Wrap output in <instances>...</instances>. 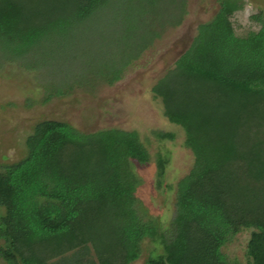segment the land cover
<instances>
[{
  "label": "trees",
  "instance_id": "trees-1",
  "mask_svg": "<svg viewBox=\"0 0 264 264\" xmlns=\"http://www.w3.org/2000/svg\"><path fill=\"white\" fill-rule=\"evenodd\" d=\"M185 3L0 0V65L51 83L47 100L92 80L113 84L166 28L182 23ZM234 7L223 0L152 88L193 155L175 185L168 227L158 233L132 208L131 163L148 160L136 132L85 134L43 120L25 138L26 156L0 166V260L49 264L90 241L97 264H130L144 240L159 238L160 254L144 264H242L221 249L245 229V264H264V21L253 38H237L225 17ZM76 41L73 76H55Z\"/></svg>",
  "mask_w": 264,
  "mask_h": 264
},
{
  "label": "rangeland",
  "instance_id": "rangeland-1",
  "mask_svg": "<svg viewBox=\"0 0 264 264\" xmlns=\"http://www.w3.org/2000/svg\"><path fill=\"white\" fill-rule=\"evenodd\" d=\"M222 1L186 0L182 23L166 28L113 84L92 80L86 86L76 85L62 96L47 100L53 92L51 83L40 82L34 72L16 64L0 65V166L26 156L25 138L39 121L64 122L85 134L112 128L134 131L147 151L148 160L144 164L131 163L137 178L131 205L142 221L155 226L158 233L166 229L175 215V185L190 170L193 155L185 147L183 130L164 116L162 101L152 88L173 69L175 61L192 42L197 26L212 20ZM234 1L233 11L225 16L232 33L237 38L251 39L262 27L264 0ZM71 53L77 59L78 41L68 48L64 61L60 58L59 64L63 66L58 69L54 65L55 76H73ZM3 212L0 209V215ZM248 237V230H240L222 247V253L245 264ZM140 247L139 259L130 264H144L147 258L154 259L161 252L159 238L146 239ZM79 257L97 264L93 243H82L49 264H78ZM0 264L11 263L0 260Z\"/></svg>",
  "mask_w": 264,
  "mask_h": 264
}]
</instances>
